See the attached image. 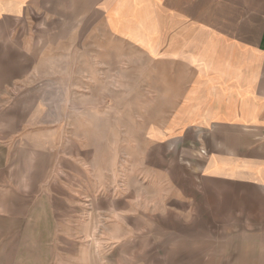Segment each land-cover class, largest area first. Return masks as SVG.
Here are the masks:
<instances>
[{
    "label": "crops",
    "instance_id": "crops-1",
    "mask_svg": "<svg viewBox=\"0 0 264 264\" xmlns=\"http://www.w3.org/2000/svg\"><path fill=\"white\" fill-rule=\"evenodd\" d=\"M74 28L80 44L84 28L97 29L101 43L138 55L130 57L141 64L127 72L130 128L121 139L142 144L145 168L169 173L153 159L178 151L201 180L191 198L181 181L168 188L165 213L191 212L199 226L224 222L225 234L242 239L260 234L251 264H264V0H0V264H58L72 254L67 245L84 255V238L99 237L117 244L114 264H150L131 261L149 247L121 239L151 224L154 202L144 196L136 209L134 189L121 197L114 184L106 199L84 197L83 148L57 113L64 104L42 85L45 54L72 45ZM25 234L45 248L29 260Z\"/></svg>",
    "mask_w": 264,
    "mask_h": 264
},
{
    "label": "rangeland",
    "instance_id": "rangeland-1",
    "mask_svg": "<svg viewBox=\"0 0 264 264\" xmlns=\"http://www.w3.org/2000/svg\"><path fill=\"white\" fill-rule=\"evenodd\" d=\"M100 31L84 28V43L80 44L81 29H72L73 44L57 45L44 56L41 72L44 76L42 85L47 84L56 94L50 95L55 102H62L63 110L57 113L68 119V135L81 145L84 151V182L89 186L84 190V197L97 200L109 197L113 184L117 185L121 197L128 194V189H134L140 201L136 209L143 208L144 196L153 201V221L138 224L137 234H132L121 242L136 241V245L149 249L144 253L133 255L132 260L145 261L150 264H240L256 262V242L260 243V234H225L224 222H203L200 226L193 223L192 213L180 216L167 215L165 207L160 205V199L168 195V188L178 183L184 185V190L190 198L192 182H201L193 175L187 165L181 163L178 151L169 152L164 159H153L155 165L168 166L169 173L145 168L142 144L132 146L124 141L122 136L130 119L127 109L129 98V79L127 72H139V61H130L136 56L128 45L101 43ZM112 72H120V77H113ZM119 103L121 109H112V103ZM105 106V109H103ZM122 127L112 126L113 121ZM126 125V127H123ZM121 136V137H120ZM157 155H159L160 151ZM182 159V158H181ZM172 164V165H171ZM171 165V166H170ZM171 167V168H170ZM145 182L147 186H145ZM104 184L106 189L98 190V184ZM180 184V185H181ZM147 187L146 190L144 188ZM174 188V187H173ZM168 190V191H166ZM146 191V192H145ZM176 192V191H175ZM172 192L173 194L175 193ZM144 193H147L144 195ZM99 195V196H98ZM224 212L225 207L217 208ZM191 210V208H190ZM192 211V210H191ZM135 215L139 216V211ZM225 216L218 215V219ZM108 227V224L106 225ZM201 230V234L198 230ZM140 229V231H139ZM142 229V231H141ZM231 224H229V230ZM211 231L212 234H209ZM22 247L26 260L40 251L43 252L41 240L34 234H25ZM248 236L249 239L246 237ZM98 237V236H97ZM84 238V255H76L75 247L72 254L58 257V264H72L83 261L87 264H114L118 258L119 248L111 242L99 237ZM71 240V243H82ZM66 244L63 242V246ZM47 246V245H46ZM99 248V252L96 249ZM117 253V255H116ZM45 258L47 257L44 253ZM128 260L130 256L122 255Z\"/></svg>",
    "mask_w": 264,
    "mask_h": 264
}]
</instances>
